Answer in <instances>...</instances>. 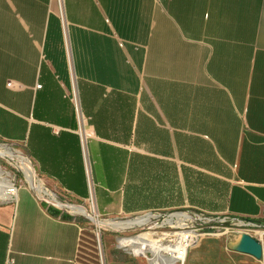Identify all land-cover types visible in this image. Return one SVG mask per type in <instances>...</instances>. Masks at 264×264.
Returning a JSON list of instances; mask_svg holds the SVG:
<instances>
[{"label":"crops","instance_id":"1","mask_svg":"<svg viewBox=\"0 0 264 264\" xmlns=\"http://www.w3.org/2000/svg\"><path fill=\"white\" fill-rule=\"evenodd\" d=\"M0 141L101 215L264 221V0H0ZM7 257L112 264L23 184L0 203Z\"/></svg>","mask_w":264,"mask_h":264},{"label":"rangeland","instance_id":"2","mask_svg":"<svg viewBox=\"0 0 264 264\" xmlns=\"http://www.w3.org/2000/svg\"><path fill=\"white\" fill-rule=\"evenodd\" d=\"M60 3V0H58ZM0 143H5L6 146L14 149L21 150L22 153L24 154L23 150L19 147V145H13L11 143L3 142L0 141ZM25 156V155H24ZM0 162L2 160L0 159ZM18 175L20 179L22 180V172L20 171L19 168H17ZM36 180H39L37 176H35ZM20 180V183L23 184ZM41 184V183H40ZM45 189H48V186L46 184H41ZM28 190H30L32 193L37 194L39 196V199L42 203V205L51 213L55 215H59L63 218L67 219H73L76 220L82 224L90 225L92 226L98 233L99 237L107 244V249L110 254V259L112 264H148L146 259L144 257H137L132 255V253L128 250L126 247L119 246L118 239L128 236V235H133L136 232H138L140 229H145L141 228L139 226H128L124 228H116L112 225H110V221H120V220H128L132 219L134 217H127V216H108V215H101L97 213L95 210L94 212L92 211L91 208V199L89 195V190H87V194L85 197L82 198H75L73 199H67L64 198L62 195L58 194L55 191H51L55 196V198L60 202V204H57L53 200L50 199L48 195H44L41 193H38L35 189L28 188L25 186ZM73 204V205H78L81 206L85 209V212L90 214L92 217L97 218L99 221H102L103 224H98L96 221L90 219L87 217V215H83L80 213H75L72 210L68 208V205ZM149 214V213H148ZM152 214V213H151ZM150 215V214H149ZM167 215L163 214V216L157 215L153 216L149 219V222L147 225H152L153 222H156L158 219L163 220L166 218ZM213 221H221V222H227L225 224H213L212 227L208 228L209 234H205L206 236H200L201 239H203V242H199V244L196 246L197 251L201 252H207L209 253L210 257H206L204 254V257L201 256L202 261L200 260L197 262V264H264V234H260V229H263L264 224H258L261 227H255L252 225L249 226H240L239 224L236 223V221L232 220L231 217H212ZM158 222V221H157ZM264 222V221H263ZM160 223V222H159ZM167 229L166 227H158L156 230H164ZM146 231V230H143ZM240 233H248L257 239H259L260 245H261V257L259 259L254 258L251 255L233 251V250H224L225 254L222 252L221 246L219 244L224 245L227 242L235 240ZM118 238V239H117ZM217 241L219 244H217ZM191 250V249H190ZM196 251L188 252L187 257H186V262L185 264H192L194 260L197 259L196 256ZM190 254V255H189ZM213 256V257H211ZM149 257V256H148ZM231 260H236V261H230ZM219 260V263H218ZM242 261V262H241Z\"/></svg>","mask_w":264,"mask_h":264},{"label":"built area","instance_id":"3","mask_svg":"<svg viewBox=\"0 0 264 264\" xmlns=\"http://www.w3.org/2000/svg\"><path fill=\"white\" fill-rule=\"evenodd\" d=\"M36 87H40V84H37ZM77 110L78 108L76 105L75 111ZM0 144L6 146L5 143H0ZM8 148L11 150H17L10 147ZM23 155H25L24 157L27 159L29 165H31L29 157L25 153ZM0 159L3 162V163L0 162V203L15 201L18 188L21 184L20 183L21 179L18 175L17 168H19L20 171L22 172L21 182L23 183V185L31 189L33 188L28 184L26 177L24 175V170L22 166H20L15 156H9L3 153L0 155ZM36 196L39 199V196L37 194ZM150 215H152V217L157 215L163 216L162 213H153ZM168 218L170 222L166 223L165 221H167ZM231 219L236 221V223L239 224L240 226L252 225L255 227L258 226L261 227L260 225H258L259 223H253L245 219H241V218H231ZM157 221L153 222V226H151L150 229L153 231H159L160 233L159 236L161 238L160 242H163L164 245L168 246L169 249H173L181 245L184 246L192 245L200 235L209 234V232L206 231H209L208 228L212 227L213 224H220L221 222V221L219 222L213 221L212 217L201 215L197 212L188 213L186 216L182 218L167 214L166 218H164L163 220L158 219ZM158 227H166L167 229L156 230V228ZM143 230L145 229H140L138 232ZM259 231L261 235L264 234V227ZM138 232H136L133 235H136ZM97 236L99 237L98 233ZM136 247L138 246L136 245L135 248ZM130 252L134 256L144 257L146 261L148 260V258H152V254L149 251H145V254L139 252H133L132 250ZM11 261L12 259L10 257H7L6 263L10 264Z\"/></svg>","mask_w":264,"mask_h":264},{"label":"bare ground","instance_id":"4","mask_svg":"<svg viewBox=\"0 0 264 264\" xmlns=\"http://www.w3.org/2000/svg\"><path fill=\"white\" fill-rule=\"evenodd\" d=\"M7 154L9 156H15L24 170V175L28 184L35 189L38 193L48 195L51 200L60 204V202L55 198L54 194L49 190L45 189L41 186L40 182H38L35 176L32 173L31 165H29L27 159L22 154L21 150H11L8 147L0 144V155ZM34 177V180H33ZM68 208L75 213H80L83 215H87L88 218L96 221L98 224H103L102 221H99L97 218L92 217L90 214L85 212V209L78 205L70 204ZM91 208L94 212V206L91 201ZM152 215H144L139 217H134L132 219L120 220V221H110V225L116 228H124L128 226H142L146 231H140L136 235H128L118 239V244L122 247H127L128 250H132L133 252H139L145 254V251H149L152 254V258H148V264H183L187 249L196 244L197 240L200 238V235L196 241L189 246H178L173 249H169L168 246H165L163 242H160L159 231H153L150 229L152 225H147L149 219ZM166 223H169V218ZM257 223V222H254ZM259 231V230H258ZM138 246L135 248V246Z\"/></svg>","mask_w":264,"mask_h":264},{"label":"water","instance_id":"5","mask_svg":"<svg viewBox=\"0 0 264 264\" xmlns=\"http://www.w3.org/2000/svg\"><path fill=\"white\" fill-rule=\"evenodd\" d=\"M233 219H231L232 221ZM250 222H257L259 224H264L263 221L255 220V219H247ZM229 223L227 222H220V224ZM99 238V237H98ZM226 247L230 250L245 253L248 255L253 256L254 258L259 259L261 257V245L259 239L256 237L248 234V233H240L238 237L230 242L226 243Z\"/></svg>","mask_w":264,"mask_h":264}]
</instances>
